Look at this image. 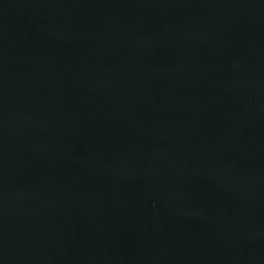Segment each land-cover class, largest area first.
<instances>
[{"label":"water","instance_id":"obj_1","mask_svg":"<svg viewBox=\"0 0 264 264\" xmlns=\"http://www.w3.org/2000/svg\"><path fill=\"white\" fill-rule=\"evenodd\" d=\"M0 264H264V0H0Z\"/></svg>","mask_w":264,"mask_h":264}]
</instances>
